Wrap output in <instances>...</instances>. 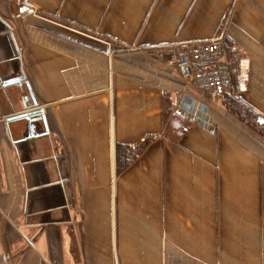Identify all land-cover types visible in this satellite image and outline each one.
<instances>
[{
    "label": "crops",
    "instance_id": "obj_1",
    "mask_svg": "<svg viewBox=\"0 0 264 264\" xmlns=\"http://www.w3.org/2000/svg\"><path fill=\"white\" fill-rule=\"evenodd\" d=\"M221 33L264 122V0H0V264H264V134L167 62Z\"/></svg>",
    "mask_w": 264,
    "mask_h": 264
},
{
    "label": "built area",
    "instance_id": "obj_2",
    "mask_svg": "<svg viewBox=\"0 0 264 264\" xmlns=\"http://www.w3.org/2000/svg\"><path fill=\"white\" fill-rule=\"evenodd\" d=\"M167 52V62L211 98H223L229 92L239 96L249 89L250 62L241 55V48L228 51L224 33L197 42L173 43Z\"/></svg>",
    "mask_w": 264,
    "mask_h": 264
},
{
    "label": "trees",
    "instance_id": "obj_3",
    "mask_svg": "<svg viewBox=\"0 0 264 264\" xmlns=\"http://www.w3.org/2000/svg\"><path fill=\"white\" fill-rule=\"evenodd\" d=\"M227 107L238 114V116L249 124L251 127L264 134V122L259 119L249 107L245 106L241 100L237 99L232 93H227L224 99ZM168 112V107H167ZM151 137L142 144L138 145H117V170L121 172L124 168L131 164V162L139 156Z\"/></svg>",
    "mask_w": 264,
    "mask_h": 264
},
{
    "label": "water",
    "instance_id": "obj_4",
    "mask_svg": "<svg viewBox=\"0 0 264 264\" xmlns=\"http://www.w3.org/2000/svg\"><path fill=\"white\" fill-rule=\"evenodd\" d=\"M32 116V117H31ZM28 118V120L33 123L34 121H36L37 119H40L42 118V116L39 115V117L35 116L33 112H31L30 114H20L16 117H14V119H20V118ZM33 127L32 125H28V128L30 129L31 132H33ZM27 138V137H26Z\"/></svg>",
    "mask_w": 264,
    "mask_h": 264
}]
</instances>
